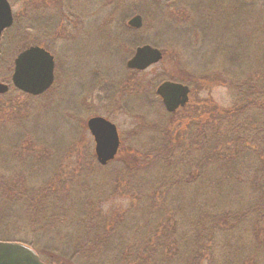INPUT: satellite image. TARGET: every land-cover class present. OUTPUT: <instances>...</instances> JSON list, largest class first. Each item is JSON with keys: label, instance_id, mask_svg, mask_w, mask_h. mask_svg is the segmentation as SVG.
I'll return each instance as SVG.
<instances>
[{"label": "rangeland", "instance_id": "374dc122", "mask_svg": "<svg viewBox=\"0 0 264 264\" xmlns=\"http://www.w3.org/2000/svg\"><path fill=\"white\" fill-rule=\"evenodd\" d=\"M11 1L14 3L17 21L8 35H15L19 39L21 36L25 47L41 44L53 53L56 62L54 86L49 92H45L48 94L28 97L16 90L9 93V103L3 115V120L7 123H0V129L13 131L15 137L9 136L11 139L15 138L17 146L10 150L7 158L18 162L25 159L43 161L54 152L48 147H53L54 143L22 142L18 131L19 119H33L41 127L37 134L55 128L57 133L47 138L53 142L63 139V142L60 141V145L64 147L62 149L69 148L70 152L64 165L69 164L71 171L64 178L62 189H58L57 201L63 216L57 223L56 220L51 221L50 215H42L43 219L37 222V215L32 214V211L47 209L46 200L42 198L46 195L41 187L44 179H33L32 172H24L15 162L9 165L8 171L3 169L0 177L4 176L12 189H24L32 197L29 202L16 198L12 205L6 202L11 212L19 216L18 223L24 229L20 230L19 224H14L13 227L0 226V238L14 239L24 235L28 238L34 237L40 246H52V249H58V255L68 257L75 256L72 250L81 242V245L93 250L91 259L79 254L72 262L62 259L63 264H90L92 260H95L94 263L107 264V259L118 255L110 245L121 246L123 241H130L127 233L138 231L124 225L119 229L125 231L124 240H121L118 231L110 235L109 232L100 231L99 236L102 237H99L96 230L103 227L100 224L106 222L105 218L109 219L113 211L123 208H127L125 211L128 217L134 216L137 221L144 220L146 223L152 217L149 218L141 209L142 213L135 212V206H131L132 198L119 194L108 197L107 193L100 192L103 189L102 184L98 185L99 192L91 187L80 188L86 185L80 181H90L96 185L100 182H111L113 185L114 181L121 179L119 171L115 174L109 165L106 167L99 163L94 147L95 140L87 127L88 119L96 115L106 116L118 126L123 146L125 145L123 148L137 147L145 150L142 144L153 143L158 139L155 124L158 120L168 122L169 117L175 114L187 121L193 110L206 102L205 106L216 105L218 110L225 111L234 102V96H241L240 93L249 88L246 81L237 83L239 75H251L257 69L258 63L264 62V0ZM138 14L143 17V26L140 29L131 28L129 20ZM144 44L158 47L162 52L167 51V62L163 64L161 61L142 71L130 70L126 66L127 60L138 46ZM21 49L23 48H8L7 57L0 55L1 79L11 77L12 57ZM8 56L11 58L10 63ZM171 75H175L176 81L184 80L187 85H192L190 107L187 108L188 104L174 113L167 112L156 93L158 85ZM137 82L143 83L142 90ZM144 89L149 90L143 93ZM139 93L145 96L141 100H137ZM16 117L18 120H15ZM79 132H83L90 140L82 142V137L85 136ZM262 149L264 153V147ZM262 152L260 156L264 158ZM258 153L260 154L259 151ZM211 171L215 172V169L209 167V174ZM125 176L133 181L135 179L132 174ZM189 186H184V204L190 207L194 203L191 194L195 184ZM146 202L147 200L143 204ZM6 203H1L4 208ZM92 205L99 213L89 219V208ZM109 208L114 209L110 212ZM189 209L192 214L195 212V206ZM224 209L232 208L227 206ZM51 210L53 208L45 212ZM102 211L110 213L105 216ZM5 220L11 221L10 218ZM36 223L37 231L33 234ZM90 229L96 232L89 233ZM178 231L177 236L186 237V245L191 250L194 249L193 245L196 247L201 242L197 239V233L192 237L188 234L194 233V226ZM227 231H232V228ZM221 239V243L219 239L217 241V237L215 243L212 239L208 241L212 243L211 253L219 249L218 243L221 246L225 243L233 244L229 238L224 239L223 236ZM250 240L247 236L246 243L250 244ZM234 242L237 243L235 248L241 245L237 238ZM94 243H97L95 248ZM155 246L156 244H152L145 254V257L149 256V261H153L154 254L156 258L160 255L161 248L156 249ZM136 251L137 249L128 251L127 257L133 258ZM123 252L119 251V255ZM191 255L187 251L185 259L188 258L191 262ZM221 255L220 258L215 257L214 264H233L239 258L236 255V259ZM52 263L58 264L56 261Z\"/></svg>", "mask_w": 264, "mask_h": 264}, {"label": "trees", "instance_id": "16d2710c", "mask_svg": "<svg viewBox=\"0 0 264 264\" xmlns=\"http://www.w3.org/2000/svg\"><path fill=\"white\" fill-rule=\"evenodd\" d=\"M163 53L164 58L161 61L165 64L169 53L167 51ZM174 76L171 75L167 79L175 80ZM238 78L240 79L237 83L242 84L246 81L249 88L240 93L241 96L236 95L239 98L233 95L235 103L225 108V111L218 110L216 105L205 106L206 102L193 110V114L189 115L190 118L187 121L179 116L176 117L175 114L169 117L168 122L158 120L155 122L157 129L161 128L156 129L158 139L153 143L142 144L145 150L137 147L123 148L125 145L123 146L122 142L118 156L108 163L115 174L118 171L121 174V179L118 178L113 185L111 182L109 184L100 182L96 185L90 181H80L87 185H82L80 188L91 187L99 192L98 185L102 184L103 189L100 188V192L107 193L108 197L119 194L122 197L132 198L131 206H135V212L142 213L141 210H143L149 218H153L146 223L144 220L137 221L134 216L128 217L125 211L127 208L115 210L109 219L105 218L106 222L100 224L103 227L96 230L98 236L100 231L109 232L108 235L118 231L119 237L124 240L125 231H119L124 225L138 231L127 233L130 241H123L121 246L110 245L118 255L107 259V264H214L216 258L222 257L221 254L230 258L232 256L233 259H236L235 255L239 257L233 264H264V158L260 156L264 147V62H259L257 69L251 75L248 74L246 77L239 75ZM137 83L142 90L143 83ZM189 85L192 86L190 83ZM12 90L16 89L0 95L1 124L5 122L3 115L9 103L7 97ZM141 90L139 92H142ZM147 90L149 89H144L143 93ZM24 95L31 97V95ZM137 95V100L145 97L140 93ZM189 107L190 103L187 108ZM15 120H18V117ZM19 121L18 131H20L22 142L54 143L53 147L48 146L54 152L43 161L10 160L7 157L10 150H14L17 146V142L9 135L15 137L16 134L13 131L0 129V173H3L1 172L3 169L8 171L9 165L15 162L24 172L27 170L32 172L33 179L35 177L44 179L45 182L41 184V187L42 191H46V195L42 198L46 200L47 209L32 211V214L37 215V222L42 215H50L51 221L56 220L59 223L63 213L59 211L58 189H62L63 180L71 171L69 164L64 165L65 158L70 155L69 148L62 149L64 147L60 145V141L63 142V139L54 142L48 139L52 134L57 133L55 128L43 130L39 135L37 131L41 127L35 120L24 121L21 117ZM79 134L85 136L83 132ZM86 140L87 142L90 140L87 135L82 137V142ZM72 149L71 147V151ZM108 165L105 166L109 167ZM244 165L246 167H243ZM209 167L215 169V172L211 171L209 174ZM130 174L135 177L134 181L125 176ZM6 181L4 176L0 177V226L13 227L14 224L15 226L19 224L21 226L19 229L23 230L24 226L18 223L19 216L11 212L8 203L12 205L14 198L29 202L32 195L24 189H12ZM193 183L195 186L191 196L194 203L189 207L188 204H184V193H186L184 186ZM41 195L44 194L41 193ZM145 200L147 202L144 205ZM2 202H8L5 208ZM193 206H195V212L192 214L189 208L192 209ZM227 206L232 209L225 210ZM49 208L53 210L45 212ZM89 209H91L89 219L99 213L94 205ZM109 209L111 212L114 208ZM110 212L102 211L105 216ZM67 217L64 216V218ZM5 218H10L11 221L7 222ZM68 220L74 221V219ZM37 225L38 223L34 226L33 234L37 231ZM188 226L195 227L194 233H188L189 236L192 237L197 233V239L203 243L199 242L196 247L193 245V250L186 245L188 244L186 237L176 234L179 229L185 231ZM231 228L232 231L228 232L227 230ZM96 231L90 229L89 233ZM222 231L225 233H221ZM223 236L224 239H231L233 244L225 243L221 246L222 244L219 243L223 241L221 239ZM247 236L251 239L250 244L246 243ZM216 237L217 241L219 239L217 244L219 249L215 251L217 255L210 252L212 243L208 242L212 239L215 243ZM29 238L25 235L14 239L1 237L0 241L28 244L38 252L42 260L49 264L55 261L63 264L62 259L72 262L79 254L87 259H91L93 255V250L81 245V242L75 246V250H72L75 256L68 257L58 255V249H52V246H40L34 237ZM235 238L238 243H241L236 248ZM152 244H156V249L161 248L162 253L160 249L158 258L154 254L153 261H149V256L145 257V254ZM96 246L97 243H94L93 248ZM134 249L137 251L133 258L127 257L128 251ZM186 250L192 253L191 262L188 258L185 259ZM119 251L124 252L119 255ZM94 262L95 260H92L90 264H101Z\"/></svg>", "mask_w": 264, "mask_h": 264}, {"label": "water", "instance_id": "95a60500", "mask_svg": "<svg viewBox=\"0 0 264 264\" xmlns=\"http://www.w3.org/2000/svg\"><path fill=\"white\" fill-rule=\"evenodd\" d=\"M8 0H0V34L12 23L13 15ZM143 17L135 15L130 24L135 28L143 26ZM162 50L151 44L138 46L128 59L127 67L145 70L160 62ZM12 81L24 93L37 96L48 90L55 80V59L44 47L32 45L15 57ZM9 91V85L0 81V93ZM167 112L174 113L186 106L190 100L191 88L182 82L166 80L157 87ZM89 131L95 140L96 155L101 165H108L118 155L121 139L117 125L106 116H93L87 121ZM0 264H47L29 245L16 241H0Z\"/></svg>", "mask_w": 264, "mask_h": 264}, {"label": "flooded vegetation", "instance_id": "af4514ba", "mask_svg": "<svg viewBox=\"0 0 264 264\" xmlns=\"http://www.w3.org/2000/svg\"><path fill=\"white\" fill-rule=\"evenodd\" d=\"M9 1V3H10V5L9 6H11V11H12V15H13V19H12V23L8 26V27H5L3 30H2V32H1V34H0V48H6V50H4V49H0V55H5L6 57H7V55H8V48H23V49H25L26 47H25V43H24V39H22V37L21 36H19L20 37V39L19 38H17V37H14L15 35H13V36H11L10 37V35H8L10 32V30L13 28V26H15V24H16V21H17V16H16V11H15V8H14V3L11 1V0H8ZM88 2L89 1H91V0H87ZM130 20H132V19H130ZM130 20H129V22H130ZM131 25V24H130ZM132 26V25H131ZM131 28H134V29H140V28H135V27H131ZM19 29H20V26H19ZM21 30V29H20ZM22 35H24V32L22 33ZM20 43L22 44L23 43V45H20ZM39 44V43H38ZM41 45V44H40ZM23 49H21V50H19L18 52H17V54L14 56V57H12L13 58V60H12V74H13V71H14V68L13 67H15V57H17V55L20 53V52H22V50ZM10 60H11V58H9V56H8V63H10ZM7 61V60H6ZM12 74H11V77H12ZM3 78V77H2ZM0 80H1V77H0ZM3 80V81H2ZM1 81L2 82H4V81H8V79H2ZM5 83H7V82H5Z\"/></svg>", "mask_w": 264, "mask_h": 264}]
</instances>
